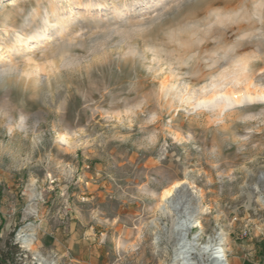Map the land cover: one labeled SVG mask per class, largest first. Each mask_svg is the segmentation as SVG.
Segmentation results:
<instances>
[{
  "label": "rangeland",
  "instance_id": "rangeland-1",
  "mask_svg": "<svg viewBox=\"0 0 264 264\" xmlns=\"http://www.w3.org/2000/svg\"><path fill=\"white\" fill-rule=\"evenodd\" d=\"M105 1L89 13L60 0L65 17L90 18L46 49L14 56L19 67L33 58L54 61L58 71L0 78V258L264 264V103L237 108L219 124L207 110H170L161 97L171 76L195 89L209 83L231 47L250 60L264 90V13L262 21L254 13L264 0H176L171 9L158 0ZM4 7L3 47L41 24L28 26L36 0ZM133 47L142 57L128 54ZM158 62L162 70L151 72ZM21 115L27 129L12 134L7 125ZM177 178L186 184L162 215L159 195ZM32 239L34 250L25 247Z\"/></svg>",
  "mask_w": 264,
  "mask_h": 264
},
{
  "label": "bare ground",
  "instance_id": "bare-ground-1",
  "mask_svg": "<svg viewBox=\"0 0 264 264\" xmlns=\"http://www.w3.org/2000/svg\"><path fill=\"white\" fill-rule=\"evenodd\" d=\"M19 1L20 0H0V6L5 8L4 7L5 2H12V5L14 6ZM68 1L70 3L79 5L80 7L84 6L87 12H89L93 8L107 6V2L105 0H102L101 2H97L96 0H68ZM175 1L176 0H158V5L162 4L161 6H163L164 9L165 8L169 9L168 6L170 5V9H171V4L174 3ZM36 2L38 7L36 11H34V13L31 15L30 19L28 20V26H30L31 24L36 23L37 18H40L41 24L38 25L36 30L32 34H25L24 30H21V34L16 35L14 41L9 46L3 47L0 45V78L9 75L10 76L20 75V76H25L27 77L28 80H30L31 78L40 77L42 73L48 72V70H53V67L54 70L56 68V70L58 71L59 67L58 68L55 67L56 65L54 64V61L40 63L33 58L30 59V62L25 67L22 66L19 67L14 62V56L23 53L33 54L34 50L36 51V50L46 49L47 47H49V45L52 44L53 41H55V36L56 37L62 36V34L66 30L71 29V27H73L74 25L76 26V24L79 23L82 19L90 18L88 16L87 17L84 16L82 12L81 13L78 12L77 15L72 14L69 17H65L61 13L63 10V6L60 7L61 4L60 0H36ZM45 2H47L48 6H46V8L43 10L41 9L40 5H42ZM121 2H123V0H121ZM259 2H257V4L259 3L260 6H258L259 8L257 9L255 8L256 12L254 13H256V15L259 13V16L261 17V15L264 13V9H263L264 1H259ZM179 3L180 2H178V4ZM124 4L122 6H124ZM178 4L176 5V8ZM122 6L119 5L115 6L116 14L121 13ZM10 14H12V11ZM10 16L11 15H8V17H6L4 21L5 27H8V25L10 24V19H9L11 18ZM259 19H261L262 21V17ZM152 24H154V21H152L151 24L148 23L149 26L150 25L153 26ZM145 27L146 26H144L143 28L145 29ZM180 32L182 31L180 30ZM176 35H178V33ZM188 36H192V35H188ZM197 39H199V37ZM177 40L179 41V38ZM193 40L191 39V41L194 43L195 41ZM191 41L188 43L192 45L193 43H191ZM184 43L185 42H183V44ZM179 45H181V43ZM192 46L191 48L193 49ZM128 54L133 57H142V55L140 54L139 50L136 47L130 48ZM224 57L225 55L223 54V58ZM226 59H225L226 62L224 64L225 68L223 70H220V68L214 69L212 72H210V74L206 76L210 82L206 83L203 86H200L198 89H195V86L192 87L189 84L179 86L177 83H175L172 80L173 77L171 76L170 78L171 80L161 88V97L165 105L170 110L177 112L180 110L186 111L187 113L207 110L211 114L213 123L225 124L227 118L233 115L237 111V108L247 107L248 109L250 108L251 104L256 101H261L264 103V90L257 89L254 83L253 64L250 62V60L242 58L240 51L234 49L233 47H231V52L226 57ZM155 60H158V58H155L154 61ZM148 69L153 73H157L160 70H162L159 62L156 65L154 64L153 66H149ZM204 78L205 77L199 79L197 83L198 84L202 83V81L206 79ZM27 125H28L27 117L21 115L19 122L15 121L14 118L10 119V122L8 123L7 127L12 134H15L18 129L26 130ZM59 140L65 142L66 144H69V138L68 135L66 134L60 135ZM185 184H186L185 180L177 178L168 187L163 189V191L159 195V201L156 206V211L158 213H161L162 215L170 214L171 211L167 206L168 201L177 193V190L183 187V185ZM199 224L201 225V223ZM25 247L34 250L35 249L34 239L25 242Z\"/></svg>",
  "mask_w": 264,
  "mask_h": 264
},
{
  "label": "trees",
  "instance_id": "trees-1",
  "mask_svg": "<svg viewBox=\"0 0 264 264\" xmlns=\"http://www.w3.org/2000/svg\"><path fill=\"white\" fill-rule=\"evenodd\" d=\"M0 264H6V259L5 258H0Z\"/></svg>",
  "mask_w": 264,
  "mask_h": 264
}]
</instances>
